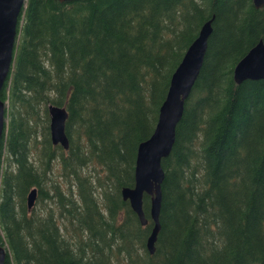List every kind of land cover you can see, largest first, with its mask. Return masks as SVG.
<instances>
[{"label": "trees", "instance_id": "16d2710c", "mask_svg": "<svg viewBox=\"0 0 264 264\" xmlns=\"http://www.w3.org/2000/svg\"><path fill=\"white\" fill-rule=\"evenodd\" d=\"M211 18L203 65L162 161L151 255L149 197L142 226L120 192L134 186L137 147ZM260 40L264 7L252 0H27L0 92L8 104L0 144L4 264H264V80H233ZM50 104L67 111V150L50 141ZM93 167L95 179L87 176ZM34 188L43 203H55L53 214H30Z\"/></svg>", "mask_w": 264, "mask_h": 264}, {"label": "water", "instance_id": "95a60500", "mask_svg": "<svg viewBox=\"0 0 264 264\" xmlns=\"http://www.w3.org/2000/svg\"><path fill=\"white\" fill-rule=\"evenodd\" d=\"M27 0H0V92L14 63V47L17 40V25ZM75 2L78 0H56ZM256 9L264 7V0H252ZM213 18L203 23L197 37L185 51L180 63L173 71L166 96L159 108L158 119L151 136L139 143L135 158L134 186L123 187L121 198L127 201L137 216L140 225L148 221L143 210L144 196L149 197V216L152 229L146 241L147 251L155 252V243L160 231L159 214L162 202V184L165 178L162 161L169 157L175 143L176 127L182 119L186 100L199 76L207 50L208 39L212 34ZM233 80L239 85L244 81L264 80V40H260L233 69ZM50 118V141L54 146L67 150L69 141L66 135L65 108L48 105ZM7 125L6 105L0 100V144ZM37 198V190L31 189L26 202L31 209ZM5 250L0 246V264L5 263Z\"/></svg>", "mask_w": 264, "mask_h": 264}, {"label": "rangeland", "instance_id": "374dc122", "mask_svg": "<svg viewBox=\"0 0 264 264\" xmlns=\"http://www.w3.org/2000/svg\"><path fill=\"white\" fill-rule=\"evenodd\" d=\"M6 104V111H8V104ZM44 117H42V115L38 118V125H37V128H36V135H39V139L41 140V132H42V122H43V125H44V121L42 120ZM6 119L8 120V117H6ZM49 119V118H48ZM47 126L49 125V121L48 123L46 124ZM42 142V141H41ZM92 170V172L90 174H87V176H91L93 177L94 179L96 178L97 176V173H98V169H95L93 167V169H90ZM58 173L55 171V173L52 175L53 176V179L54 181H60L61 184L63 183L61 178L59 177V175H57ZM104 185L107 187L109 186L111 189V185L110 184H107V182L104 183ZM62 187L64 190H67L70 188V186H66V188H64V185L62 184ZM72 189V192L74 194L73 196V199L76 201V189L74 187L71 188ZM77 202V201H76ZM44 206V207H43ZM42 207V208H41ZM45 208V213H47V211L50 213V214H53L55 211H56V205L55 203L54 204H51V203H48L47 201H44L43 203V200L41 199V197L39 198L38 195H37V198H36V201H35V204L34 206L30 209V214L31 215H37L39 216L38 214L41 213V210H43ZM47 210V211H46Z\"/></svg>", "mask_w": 264, "mask_h": 264}, {"label": "bare ground", "instance_id": "6f19581e", "mask_svg": "<svg viewBox=\"0 0 264 264\" xmlns=\"http://www.w3.org/2000/svg\"><path fill=\"white\" fill-rule=\"evenodd\" d=\"M37 190V188H35Z\"/></svg>", "mask_w": 264, "mask_h": 264}]
</instances>
